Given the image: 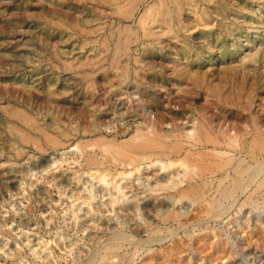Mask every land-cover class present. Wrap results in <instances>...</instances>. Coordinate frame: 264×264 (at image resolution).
Listing matches in <instances>:
<instances>
[{
    "label": "rangeland",
    "instance_id": "374dc122",
    "mask_svg": "<svg viewBox=\"0 0 264 264\" xmlns=\"http://www.w3.org/2000/svg\"><path fill=\"white\" fill-rule=\"evenodd\" d=\"M116 1L0 0V264H82L112 234L145 239L147 231L167 213L189 210V201L171 200V190L155 194L152 188L166 179L158 163H142L140 172L119 179L120 194L115 189L101 190L89 174L96 171L94 165L85 164V157H101L99 148L87 146L81 151L76 144L112 136L124 140L143 117L153 119L157 112L166 111L179 115L174 121L166 118L163 129L173 128L176 122L184 132L191 131L195 119L205 112L218 131L233 130L244 144L255 129L264 133V0H176L181 15L171 30L163 25L153 28L159 34L161 51L150 50L142 57L139 40L129 46L126 61L131 71L126 83H140L155 93L163 106L158 111L154 102H145L141 91L109 92L123 82L112 74L107 80L103 79L107 73L94 77L98 70L90 62L105 53L99 42L109 38V31L117 25L136 30V18L144 7L157 3ZM161 2L169 10L174 5L171 0ZM117 5H132L131 16L121 17ZM139 56L143 61L135 63L133 58ZM102 59L99 62L106 67ZM133 67H141L137 76ZM93 81L99 86L85 89ZM195 85L200 86V94L195 93ZM176 88L186 91L177 93ZM138 99L146 106L143 110L136 107ZM212 101L210 106L216 108L208 109ZM83 106L90 112L89 119L102 111L98 132L80 129L78 120L68 117V112ZM16 111L57 140L31 130ZM132 111L136 116L127 121L116 119L119 112L131 115ZM61 129L68 132L66 138L59 136ZM248 161L250 165L255 162ZM211 165L203 169L204 179L225 176L224 168ZM127 167L126 171L131 170ZM252 184L247 189H253ZM148 193L156 197L141 210L135 204L149 198ZM261 193L254 192L259 196V209L241 207L246 193H240L215 224L221 237L231 236L237 243L230 264H264V248L254 238L249 244L242 239L246 231L264 226ZM162 197L174 206L167 200L162 204ZM130 203L133 211L128 209ZM263 230L257 234L264 238ZM180 232L177 229V236L183 238ZM180 254L190 264L228 263L226 257L217 263L204 260L190 246Z\"/></svg>",
    "mask_w": 264,
    "mask_h": 264
},
{
    "label": "bare ground",
    "instance_id": "6f19581e",
    "mask_svg": "<svg viewBox=\"0 0 264 264\" xmlns=\"http://www.w3.org/2000/svg\"><path fill=\"white\" fill-rule=\"evenodd\" d=\"M171 2L174 5H172V9L170 10L167 5H163L164 1L162 4L161 0H157V5L154 3L146 5L136 18V30L124 24L112 28L108 33L109 38L99 42L102 51L105 52L104 56H102L103 59H101L107 63V66L103 67V64L99 62L101 60L99 58L97 60L95 59L94 62H90V66L92 68L95 67L93 70H98V72H100L94 75L95 78H97L99 74L107 73V77L105 76L103 79H109L110 76H108V74H112L117 78H115L116 80L125 83L122 84L119 82V84L113 89H110L109 92L117 93L123 90L124 93L128 89H135V91L138 92L141 91V95L143 94V96L146 97L145 102L149 101L155 103L154 106L157 107L156 111L162 109L163 106L155 93H151L147 87L141 86L139 85L140 83L137 82L133 85H127L126 81L129 76V70L131 71V69L126 60L128 58L129 46L138 40L141 44L140 49L142 57L150 50L155 51L159 49L161 51L162 46L157 37L159 34L153 28L163 25L166 30H171L174 19L175 21L180 19V6L176 0H171ZM117 7L119 8L118 11L122 14L121 17L126 18L131 16L132 5L129 7L117 5ZM181 27L179 25V28ZM168 32L172 33V31ZM162 33L163 32H160V34ZM123 57L124 60L122 59ZM122 61H124L123 66L120 65ZM133 61L137 63L143 61V59L139 56L134 57ZM140 70L141 67L132 68L135 76L139 74ZM154 85L156 86L157 84ZM94 86H99L96 81L88 83L85 89L90 90V87L94 88ZM78 87L83 89L82 83H78ZM194 87H197L194 90L195 93L200 94V86L195 85L193 88ZM100 88L103 90L102 92L106 89L104 86ZM163 90H161V92H163ZM168 90L170 89L168 88L167 91ZM185 91V88H176L177 93L182 94V92ZM180 96L182 97L183 95H177V97ZM139 99L136 107L139 108L138 110H143L146 106L142 100ZM83 104L85 105V102ZM211 104H213V101L207 104L208 109L216 108V106L211 107ZM242 109L245 108L243 107ZM16 112L18 115H21L20 117L26 121L31 130L40 131L48 140H57V137L54 138L47 135L42 127L39 128L34 125L32 118L23 115L22 111ZM88 112L89 110L85 109V106H83L75 112H68L67 115L68 117L78 120L80 129L88 130V128H90L92 131L98 132L100 124L103 121L102 111L100 110L97 114H93L91 119L88 118ZM133 112L134 111H132L131 115L129 113L119 112L116 119L120 117L126 119L130 116H136V113ZM204 113L195 119L193 130L188 132H184L183 126H178L176 122L173 123V128L163 129L161 124L166 118L174 121L179 115L178 113H173V111H166V113L157 112L153 119L150 117H143L141 119V121H143L134 125L133 130H131L132 132H129L131 135L124 140H117L116 137L112 136L110 140L106 138H104L106 139L104 140L102 137L94 141L95 143H92L93 141L87 142L83 146L76 144V147L81 151H84L83 148L87 146L93 147L95 145L97 147L94 148H99L98 150L101 157H85V164H87V166L94 165L96 171L89 174L97 181L99 186H102L101 190L115 189L117 194H120L122 193L123 187L119 184V179L127 180L129 176H134L140 172L141 167L139 168V166L142 163H148L149 166L158 163L160 170H162V176L166 178L164 179L166 182L162 181L163 183H160L161 181H158L155 188H152L155 189V194L156 191H160L159 194H161V192L171 190V200L175 199L176 202L189 201L190 207L186 212L174 209L175 211L169 214L166 212V215H161L163 216L160 219L161 221L158 222V225L154 224L149 231H147V238L145 239L127 238L124 234H117L118 232L116 235L112 234L110 238L108 237L102 242L103 245H100L99 248L96 244L95 246H97L98 249L94 251L97 252L89 253L82 264H165L170 262H172V264H190L186 258L180 254L188 246L195 250L199 256H202L204 260L210 259L217 263L222 258L226 257L227 264H230L232 258L230 254L235 252L233 244L237 243L234 242L231 236H228V238L227 236L221 237L220 233L217 232L218 229L215 224L220 220L221 215L228 211L229 206L231 205L230 208L232 207L234 200L240 196V193H246L242 202L237 199V202H241V207H249L248 209L251 208V210L259 209V204L256 202L259 196L254 195V192L258 190H262L260 196L264 201V141H260V139L264 138V133L260 130H252L254 132L253 136H249L250 141H245L244 144V139L239 138V140V135L233 130L218 131L214 125L211 124V119L204 115ZM83 122L85 126H83ZM63 130H60L61 134H59V136L66 138L68 132ZM241 138H243V136ZM234 152H243V154L240 153V155L234 157ZM249 159L255 160L254 164L250 165L247 163ZM210 164L215 165L216 168L218 167L217 169L224 168V174L227 179H223L225 176L222 178L213 177L208 180L204 179L202 171L205 168L209 170ZM127 166H130L131 170L128 169L129 171H126L125 167ZM173 174H175V177H172ZM209 174H211L210 171ZM250 183H254V185L252 184L254 188H248V190L247 187ZM156 195L148 193L147 196H149V198L142 203L135 204V206L141 210L142 208H146V206L149 205L150 199L152 197L155 198ZM78 197L79 195H75L74 199H78ZM114 199H116L114 200L115 202H118L120 196ZM162 199V204H165L167 201L172 204V201L167 200L166 197H162ZM171 206L173 207L174 203ZM260 207L262 206L260 205ZM132 208L133 203L128 204V209L132 210ZM256 216L258 215L256 214ZM90 217L94 219L95 215L91 214ZM177 229L181 231L180 233L183 238L177 236ZM254 229L246 231L245 237L242 235V239L245 240L246 244H249L254 238V242H258L261 247L264 248V238L262 235L260 236L257 234L258 231L264 229V226L255 227ZM167 237H170L169 243L164 245L163 243ZM204 250H206V252H204ZM118 255L121 256L119 257ZM60 261H58V263H60Z\"/></svg>",
    "mask_w": 264,
    "mask_h": 264
}]
</instances>
